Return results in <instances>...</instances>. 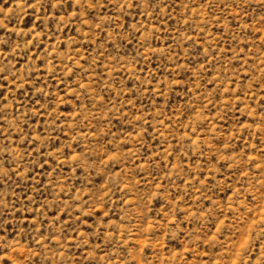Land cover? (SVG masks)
Here are the masks:
<instances>
[{
    "label": "rangeland",
    "instance_id": "374dc122",
    "mask_svg": "<svg viewBox=\"0 0 264 264\" xmlns=\"http://www.w3.org/2000/svg\"><path fill=\"white\" fill-rule=\"evenodd\" d=\"M0 264H264V0H0Z\"/></svg>",
    "mask_w": 264,
    "mask_h": 264
}]
</instances>
